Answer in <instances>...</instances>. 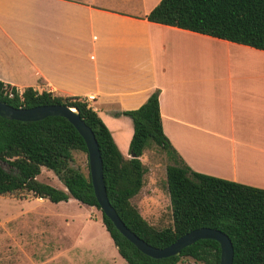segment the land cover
Wrapping results in <instances>:
<instances>
[{"label": "crops", "instance_id": "obj_1", "mask_svg": "<svg viewBox=\"0 0 264 264\" xmlns=\"http://www.w3.org/2000/svg\"><path fill=\"white\" fill-rule=\"evenodd\" d=\"M159 1L0 0V81L94 96L125 157L133 125L122 112L158 89L164 134L191 169L264 189V50L147 20ZM89 214L75 245L27 251L42 264H103Z\"/></svg>", "mask_w": 264, "mask_h": 264}, {"label": "trees", "instance_id": "obj_2", "mask_svg": "<svg viewBox=\"0 0 264 264\" xmlns=\"http://www.w3.org/2000/svg\"><path fill=\"white\" fill-rule=\"evenodd\" d=\"M146 19L264 50V0H160ZM5 86L11 87L0 81V100L13 107L64 104L79 110L98 143L108 199L139 238L162 248L193 229L214 228L230 238L232 264H264V189L191 169L164 134L158 89L138 108L122 112L133 125L129 153L134 157H125L98 114L80 98L30 87L21 95L11 87L13 95L9 97ZM151 146L171 161L166 166V188L172 222L160 229L145 220L131 202L142 188L146 172L140 157ZM74 151L87 154L84 139L63 117L28 122L0 117V195L26 191L52 203L73 198L100 210L89 171L85 175L75 166ZM42 168L53 171L64 189L39 181ZM101 222L127 264H177L185 257L219 264L220 247L215 240L200 239L178 256L157 259L139 251L102 212Z\"/></svg>", "mask_w": 264, "mask_h": 264}, {"label": "rangeland", "instance_id": "obj_3", "mask_svg": "<svg viewBox=\"0 0 264 264\" xmlns=\"http://www.w3.org/2000/svg\"><path fill=\"white\" fill-rule=\"evenodd\" d=\"M25 0H17V2ZM74 164L85 175L88 174L87 154L74 151ZM146 168L143 186L131 202L138 208L142 217L155 228L171 225V210L166 188V166L171 163L166 154L156 146L144 150L140 157ZM5 169L7 165L2 164ZM41 182L64 189L56 174L42 168L37 176ZM73 199L67 202L51 203L37 198L31 192L19 191L0 195V264H42L41 253L28 252L34 244H58L64 237L68 246L75 245L84 216L101 222V211L85 205L78 207ZM69 217H74L71 220ZM68 218V222L65 220ZM91 224V232L96 236L95 254L103 264H127L118 255L108 233L100 223ZM62 243V242H61ZM117 254V255H116ZM177 264H202L189 257L182 258Z\"/></svg>", "mask_w": 264, "mask_h": 264}, {"label": "water", "instance_id": "obj_4", "mask_svg": "<svg viewBox=\"0 0 264 264\" xmlns=\"http://www.w3.org/2000/svg\"><path fill=\"white\" fill-rule=\"evenodd\" d=\"M48 116L65 118L82 136L87 149L88 169L93 192L100 210L112 221L115 228L139 251L157 259L178 256L182 249L192 245L194 242L200 239H212L217 241L220 247L219 264H232L234 253L232 242L228 235L218 229L209 227L196 228L176 238L168 246L159 248L139 238L125 225L108 199L103 178L102 158L95 135L91 128L85 124L77 108L68 107L64 104L38 105L30 108L13 107L0 100V117L2 118L28 122L38 121ZM130 156L134 157L132 154Z\"/></svg>", "mask_w": 264, "mask_h": 264}, {"label": "built area", "instance_id": "obj_5", "mask_svg": "<svg viewBox=\"0 0 264 264\" xmlns=\"http://www.w3.org/2000/svg\"><path fill=\"white\" fill-rule=\"evenodd\" d=\"M5 89L7 90V92H8V96L10 97V96H12L13 95V93H12V91H11V87H7V86H5ZM16 89V88H15ZM17 90V92L19 93V95H21V90H18V89H16ZM82 101H84V102H86L87 104H88V106H89V102L91 101V100H93L94 99V96H92V95H88V96H85V97H83V98H80Z\"/></svg>", "mask_w": 264, "mask_h": 264}]
</instances>
